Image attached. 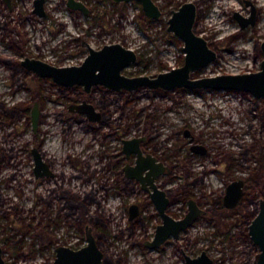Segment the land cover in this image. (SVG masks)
<instances>
[{"label": "rangeland", "instance_id": "obj_1", "mask_svg": "<svg viewBox=\"0 0 264 264\" xmlns=\"http://www.w3.org/2000/svg\"><path fill=\"white\" fill-rule=\"evenodd\" d=\"M67 1L46 0L48 16L40 17L33 13L34 0H12L10 8L0 0V103L28 108L20 110L16 120L9 115L0 118L5 155L0 170V239L7 261L48 264L53 260L54 249L41 251L38 241H33V231L24 233L32 220L37 221L39 194L49 196L46 189L57 184L58 189L63 186L81 197L87 193L93 197L87 205L88 215L96 222L94 231L105 258L113 264H186L182 248L193 256L206 250L214 264H256L259 248L243 234L251 217L241 211L200 218L179 239L172 238L158 250L146 248L143 242L154 234L161 219H151L147 209L136 223L129 220L117 195L118 168L112 160L117 159L124 138L157 136L154 147L159 153L165 151L175 165L169 186L174 190L185 183L193 195H208L214 205L234 179L256 178V166L264 172V98L245 91L201 89L202 93L188 88L158 94L146 87L131 92L97 87L86 95L81 86L62 91L51 77H38L20 62L25 56H39L57 66L78 65L88 55L89 46L98 49L119 42L138 52L141 60L125 68L126 75L156 76L184 62V43L168 32V19L172 10L191 1L199 10L195 32L219 55L192 76L257 71L264 58L258 53L264 41L263 2L232 0L234 5L222 9L223 0H155L163 16L154 20L146 16L138 1L79 0L89 8L88 14L71 9ZM252 6L258 12L256 23L243 29L236 14L249 17ZM217 17L221 22L213 21ZM35 91L40 92L49 115L42 125L48 132L45 149L53 160H59L58 172L65 174L61 181L43 185L36 181L33 171L36 138L30 111L36 101ZM84 99L105 114V121L97 129L90 128L85 114L74 113L71 133L66 135L58 114L68 104ZM10 119L12 124H7ZM188 128L196 137L193 143L207 147V154L191 150L193 143L184 135ZM110 184L115 191L109 194ZM140 196L148 206L147 196ZM186 205L176 202L171 209ZM258 205L254 201L248 208ZM57 221L54 235L59 244L80 247L86 243L85 225L79 223L75 212Z\"/></svg>", "mask_w": 264, "mask_h": 264}, {"label": "water", "instance_id": "obj_2", "mask_svg": "<svg viewBox=\"0 0 264 264\" xmlns=\"http://www.w3.org/2000/svg\"><path fill=\"white\" fill-rule=\"evenodd\" d=\"M9 3V0H6ZM116 3L130 2L134 0H113ZM141 3L147 17L159 20L163 12L154 0H135ZM45 0H34L33 11L43 15ZM67 5L73 9H81L88 14L89 9L79 0H68ZM198 15V8L194 2H185L178 9L172 10V15L168 19V31L183 43L184 62L179 67H174L169 71L160 72L156 76L140 75L127 76L123 70L137 62L138 54L135 50L124 46L123 44L111 43L102 46L99 49L89 47V53L86 58L78 65L56 66L44 60L26 57L21 60V64L28 70L33 71L40 77H51L56 83L63 86H83L88 93L96 85H102L109 90L136 91L141 88L161 89L165 91L176 88H188L192 90L213 89V90H236L245 91L253 94L256 98H264V59L261 62V68L257 71H248L238 74H221L210 77H193L196 70L208 66L217 59V52L213 50L205 37L197 34L194 30ZM239 23L245 28L249 23H255V10L253 9L250 17L238 16ZM261 49L264 53V41L261 43ZM71 109L75 112L86 114L90 121L100 122L102 113L98 111L94 104L84 100L79 104H74ZM33 130H37L39 120V106L36 102L32 109ZM143 138L133 137L123 140L124 151L130 155L131 152L138 154L137 165H127L124 167L126 176L140 180L143 187L146 188V178L142 174L150 168L154 176L150 183L154 189L151 193L158 209L163 216V223L157 226L155 236L152 241H146L151 248L163 244L172 235L178 238L181 230L190 227L194 221L202 214L204 210L200 209L194 200L189 201V211L184 218L175 220L165 213L168 204L166 190L159 189L154 183V177L164 170L162 164L156 162V157L147 154L143 155L140 147V141ZM206 153L207 149L198 144H193L191 150ZM35 158V175L51 176L47 164L42 162L36 149H33ZM0 147V164H1ZM40 169L42 171L40 172ZM165 171V170H164ZM169 172V171H168ZM244 181L236 179L227 185L224 195V204L228 208H234L238 205L243 196ZM147 189V188H146ZM137 213L136 208L131 207L130 219H133ZM249 234L253 243L260 249L256 257L257 264H264V199L261 202V208L258 215L253 219L249 226ZM104 251L100 247L96 236L92 233L91 227H87V242L79 248L60 245L56 248V256L50 264H103ZM186 264H212V258L205 250L200 255L192 257L185 255ZM0 264H5L2 257V248L0 247Z\"/></svg>", "mask_w": 264, "mask_h": 264}, {"label": "flooded vegetation", "instance_id": "obj_3", "mask_svg": "<svg viewBox=\"0 0 264 264\" xmlns=\"http://www.w3.org/2000/svg\"><path fill=\"white\" fill-rule=\"evenodd\" d=\"M4 1H5L6 5H7V7L10 8L12 6L11 5L12 0H9V3H7L6 0H4ZM45 2H46V0H45ZM45 2H44V12L45 13L43 15H39L38 13H36L34 11H33V13L38 15V16H40V17H47L48 16V12L45 9ZM122 2H124V1H122ZM130 2H132V1H130ZM119 3H121V2H119ZM255 6H252V7L255 10V23H256V13L258 15V12H257ZM253 9H252V11H253ZM236 15H237V17L240 16L239 14H236ZM251 15H252V12H251ZM198 16H199V10H198L197 19H198ZM197 19H196V21H197ZM254 24L249 23L246 27H248L249 25H254ZM172 35H174V34H172ZM175 37H177V36H175ZM258 49L259 48L257 46V50ZM259 51H258L259 55L262 54L264 56V53H263V51L261 49V43H260ZM137 54H138V52H137ZM217 55H218V52H217ZM26 57H31V56H25V58ZM218 57H219V55L217 56V58ZM31 58H37V59L44 60V59H42L39 56H37V57L35 56V57H31ZM140 61L141 60H140V57H139V54H138V59H137L136 63H138ZM136 63H134V64H136ZM50 64H52V63H50ZM53 65H55V64H53ZM26 70L27 71H31V70H28V69H26ZM31 72H33V71H31ZM246 72H248V71H246ZM38 77H40V76H38ZM130 77H132V76H130ZM42 78H44V77H42ZM55 84L57 86H59L62 91L65 90V89L67 90L68 88L71 89L72 87H75V86L59 85L56 82H55ZM78 86H80V85H78ZM81 87H82V89H83V91L85 92L86 95H91L95 88L104 87V86L96 85V86H94L92 88L90 93L86 92L84 90L83 86H81ZM104 88H106V87H104ZM150 90H153V89H150ZM113 91H115V90H113ZM122 91L123 92H127V91L131 92V91L126 90V89L121 90V91H117V92H122ZM154 91H157L156 93H158V94L159 93L162 94V93L167 92V91L161 90V89H157V90H154ZM169 91H171V90H169ZM195 91H197V90H195ZM34 94L35 95H33V98H36V101L34 102V105H35L36 102L38 103L40 114H39L37 130L36 131L33 130L35 138H36V146L32 148L33 159L35 160V158H34L35 156H34V153H33V149L35 148L36 151L38 152L39 157L41 158L42 162L47 164V166L49 167L50 172L53 173V175L51 174V176L41 175V176H38V177L34 173L36 181L39 182L41 185H43V184H46V182L61 181L65 177V174L61 173V172H58L56 167H57V165H59V163H58L59 160H57V159L53 160V158L50 157L49 151L48 150L46 151V149H45L46 146H47V143H48L47 142L48 141V132H45L42 129V125L47 122V118H48L49 115L46 112L47 111V105H46L45 101H43L44 99L40 95V92H36L35 91ZM85 94L83 96H86ZM66 97L68 98L69 95L67 94ZM258 99H260V98H258ZM84 100H87L88 102H90L88 99H84ZM84 100H82V102ZM79 103H81V102L68 104L67 107L63 108L60 111V113L58 114V117H59L58 118V122H59V124L61 123L62 130H64L63 132L66 135H69L71 133L72 124L70 122L73 119L74 113H79V112L73 111L71 109V106L74 105V104H79ZM90 103H92V102H90ZM34 105H33V107H34ZM33 107L31 108V111H30L31 120H32V114L31 113H32ZM12 108H18V109H12ZM23 109L27 110L28 108L23 106V105H20V104L13 105L11 107H6V105L4 103H0V118L7 117L9 115L10 117L14 118L13 120H16V119L20 118V116H21L20 110H23ZM1 111H3L4 113H2ZM98 111H100V110H98ZM100 112L102 113V120L100 122L90 121L88 119L87 115L85 114L87 119H88V127L97 129V128H99L100 124H102L105 121V114L102 111H100ZM79 114H82V113H79ZM78 119H80V118H78ZM151 119H155V117H153ZM94 123H96V124H94ZM7 124H12V119L8 120ZM64 124H65V126L63 128ZM32 127H33V125H32ZM184 135H185L186 138H189L192 143L197 141L195 135L193 134V131L190 128H188L187 130L184 131ZM134 137L143 138L140 141V147L142 149L143 155L151 154V155L155 156L156 157V162L160 163V164H162V166H164V170L165 171L163 170L161 173L157 174L154 177V183L157 185V187L159 189L166 190V192H167L168 204H167V206L165 208V213L167 215H169L170 217H172L175 220H179V219L184 218L185 215L189 211V201L190 200H194L197 203V205L199 206V208L205 211V213L200 215L194 221V223L198 219L203 218V217H218V216L230 215V214H233V213H235L237 211L245 212V214H247L249 217H251V221L247 225V228H245V231L243 232V234L245 236L250 237L249 226L251 225L253 219L258 215V213L260 211V208H261V202L264 199V185H263V187H261V192L262 193L257 191V190L253 191V187L256 184L255 181H257V178H253V177L252 178L250 177V179L249 178H244V179L243 178H236V179H242L244 181V186H243L244 193H243V196L240 199V201H239V203H238V205L236 207L228 208V207L225 206V204H224V195L225 194L222 197H220L217 200H215L214 201V205H213L212 201L209 202V196L208 195H205V196L204 195H202V196L193 195L191 193V191L187 190L185 183H184L183 186H180V187H178V188H176L174 190L169 186L171 184L172 175L174 174L175 165L168 160V157L166 155L167 153L165 151L159 153L160 149L158 147H156V148L154 147V145H156V143L154 144V140H155V138L157 136L151 137V134L150 135L149 134H145V135L134 136ZM131 138H133V137H131ZM124 139H127V138H124ZM123 140H122V146L120 147V151L117 154V159L115 158V159L112 160L113 163L117 164V168H118V171H117V195L122 199L121 208H123L124 212L128 214L129 220L130 221H134L133 223H136V220H138L141 217H143L145 211L148 209V211L150 212L149 217H151V219H153V218H155L157 216L160 217V219H161V222L156 225V229H157V226L163 223V216H162L160 210L158 209V206H157L156 202L154 201V199L152 198V195H151V193L154 191V189H153V187H152V185L150 183V179L154 176V173H151L150 172V168H147V170L145 169V171L142 174L144 177H147L146 178V188L147 189L145 187H143V183L140 180L126 176V171L124 170V167L127 166V165H131V166L137 165L138 154L136 152H131V154L128 155L124 151ZM148 143L153 144V147H147ZM193 144H195V143H193ZM60 146H61V144L59 145V147ZM0 147H1V154H2L1 164H0V170H1L2 164H3L4 159H5V155L3 153V147H2L1 142H0ZM202 147L206 148L207 152H208V148L207 147H205V146H202ZM192 151L195 152V153H199L201 155L207 154V152L206 153H202L201 151H199V149H198V151H195V150H192ZM156 152L158 153V155L154 154ZM108 157L106 156L105 158H108L109 161H110L112 159V154H109ZM67 158H70V156H68ZM71 163H74V160L72 161V159H71ZM111 164L112 163H110V169H112L111 168ZM90 166L91 165L89 164V167ZM34 167H35V161H34ZM256 170H257V168L254 169V171H256ZM41 171H42V169H40V172ZM261 174H262V178L264 179V172L262 171V169H261ZM236 179H234V180H236ZM259 182H260V180H259ZM193 183H195V182H193ZM59 187H60V189L57 188V184H56L55 188L46 189L47 190L46 193H49V196H48V194H45L46 196L44 197L43 196L44 195L43 192L41 194H39L38 200H37V205H39L40 207L38 208V211H37V213L39 214L38 217H37V221L35 223V221L32 220V223H31V225H30V227L28 229V232L24 233L26 235L27 233H31L33 231L32 232L33 241H38V245H39L38 249H40L41 251H44V250H47V249L48 250H52V249L55 250V252L53 253L54 254L53 260L51 262H49L48 264H50V263H52L54 261L55 256H56V248L58 246H60V245L61 246L63 245V244H59L58 243V238L54 235V233L56 231V229H54V227H56L59 224V222L57 221V218H64V217L69 218V217H72L74 212L77 215L79 223L85 225L84 227H85L86 242H87V227H91L92 233L96 236V239H97V241H98V243H99V245L101 247L100 241H99V239H98V237H97V235H96V233L94 231V227H95L94 223H96V222L94 221L92 216L89 217V215H88L89 210H88L87 205L90 202L93 201L92 200L93 197L90 196L89 193H87L86 195L81 197L79 194L74 193V192H72L69 189L63 188V186H59ZM110 187L111 188H108V193L109 192L110 193H114L115 189L112 187V184H110ZM226 188H227V186H226ZM225 192H226V190H225ZM141 193H144V195L147 196V200L149 202L148 206H144L143 202L141 201V196H140ZM133 196H135V197L131 201V197H133ZM244 200H247V202H248L247 205L243 204ZM180 201L186 203L187 205L186 206H182V208H180L179 210L171 209V206L173 204H175L176 202H180ZM254 201H257L259 203L258 207L256 209L248 208V204L253 203ZM133 206L136 208L137 213H136V215H135V217L133 219H130L131 207H133ZM194 223L191 226H193ZM190 227H188L185 230H181L180 233H179L178 238H175L172 235L171 237H169L160 246L151 248L150 246H148L146 244V241H152L153 240V238L155 236V232H156V229H155L154 234L150 238L146 239L143 242V245L146 248H149L150 250H158V249L162 248L163 246H165L172 238L179 239L181 234L184 231L188 230ZM51 236H52V239H51ZM250 239H251V237H250ZM252 242H253V240H252ZM65 246H68V245H65ZM0 247L2 248V257H3L4 261H5V264H13V262H8L7 261V258L5 256V247L2 245L1 239H0ZM73 248H79V247H73ZM201 252L199 254L193 256V255L187 254L185 252V250L182 248V254H183L185 262H186L185 255L196 257V256L200 255ZM259 252H260V249H259ZM259 252L256 254V257L259 254ZM207 254L212 258V260H213L212 264H214L215 263L214 258L208 252H207ZM256 257H255V262H256ZM106 260H108V259H106L104 257L103 264H105Z\"/></svg>", "mask_w": 264, "mask_h": 264}, {"label": "trees", "instance_id": "obj_4", "mask_svg": "<svg viewBox=\"0 0 264 264\" xmlns=\"http://www.w3.org/2000/svg\"><path fill=\"white\" fill-rule=\"evenodd\" d=\"M199 90H197V92H198ZM157 91H153L152 93H156ZM199 92H202V93H204V91L202 90H200ZM12 109H18V108H12ZM256 168H257V170L255 171L256 173H257V176H256V178H257V181H255V186L253 187V191L254 190H257V191H259V192H261V187H263V185H264V179L262 178V174H261V169H260V167L259 166H256ZM259 180H260V182H259ZM262 193V192H261ZM54 238V237H53ZM51 239H52V236H51ZM105 264H113L111 261H109V260H106L105 261Z\"/></svg>", "mask_w": 264, "mask_h": 264}, {"label": "bare ground", "instance_id": "obj_5", "mask_svg": "<svg viewBox=\"0 0 264 264\" xmlns=\"http://www.w3.org/2000/svg\"><path fill=\"white\" fill-rule=\"evenodd\" d=\"M259 2H263V5H264V0H258ZM258 2V3H259ZM228 5H234V2L232 1V0H223L222 2H221V4H220V8H226V6H228ZM218 18V17H217ZM213 21H215V22H221V20H220V18H218V19H214ZM219 24V23H218Z\"/></svg>", "mask_w": 264, "mask_h": 264}]
</instances>
